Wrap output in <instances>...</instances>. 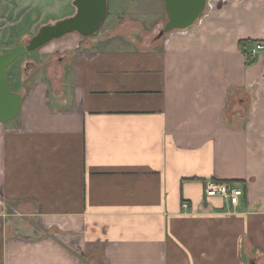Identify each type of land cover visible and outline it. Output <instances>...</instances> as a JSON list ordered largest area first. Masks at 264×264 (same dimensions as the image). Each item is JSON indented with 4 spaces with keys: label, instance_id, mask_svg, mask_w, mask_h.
Segmentation results:
<instances>
[{
    "label": "crops",
    "instance_id": "crops-1",
    "mask_svg": "<svg viewBox=\"0 0 264 264\" xmlns=\"http://www.w3.org/2000/svg\"><path fill=\"white\" fill-rule=\"evenodd\" d=\"M134 7L168 22L164 0ZM88 39L43 47L75 53V101L38 82L0 121V264H264V0H209L154 45Z\"/></svg>",
    "mask_w": 264,
    "mask_h": 264
},
{
    "label": "rangeland",
    "instance_id": "rangeland-1",
    "mask_svg": "<svg viewBox=\"0 0 264 264\" xmlns=\"http://www.w3.org/2000/svg\"><path fill=\"white\" fill-rule=\"evenodd\" d=\"M133 1L135 2L108 0L109 12L105 22L94 36L88 38L94 40L100 37H133V42L137 44L142 43L141 38H146L149 45H154L159 34V30L152 29L156 25V19L149 28L150 25L140 18L142 15L137 16L135 13ZM73 2L74 0H0V54L10 52L18 45L27 44L42 26L73 16L76 13ZM160 13L161 7L159 15ZM52 48L50 46L32 52L10 67L8 83L13 93L27 92L35 83L42 82L50 85L51 93L59 100L73 101L74 98L75 101L71 90L75 53L61 59L58 54H52Z\"/></svg>",
    "mask_w": 264,
    "mask_h": 264
},
{
    "label": "water",
    "instance_id": "water-1",
    "mask_svg": "<svg viewBox=\"0 0 264 264\" xmlns=\"http://www.w3.org/2000/svg\"><path fill=\"white\" fill-rule=\"evenodd\" d=\"M209 0H164L168 22L159 37L175 30L192 27L205 12ZM76 13L55 24L44 25L27 44L16 46L0 54V121L15 120L21 110L22 95L13 93L8 83V70L19 59L59 40L77 33L83 38L93 36L106 20L109 12L108 0H74Z\"/></svg>",
    "mask_w": 264,
    "mask_h": 264
},
{
    "label": "built area",
    "instance_id": "built-area-1",
    "mask_svg": "<svg viewBox=\"0 0 264 264\" xmlns=\"http://www.w3.org/2000/svg\"><path fill=\"white\" fill-rule=\"evenodd\" d=\"M209 2V1H208ZM264 51V44L260 41L255 43V48L252 50L251 55L253 57L258 52ZM244 196V189L241 186L234 185V184H225L219 183L217 181L210 180L206 183L205 186V197L208 200H213L216 198L227 200L228 203L236 208L241 198ZM188 204H183V209H188Z\"/></svg>",
    "mask_w": 264,
    "mask_h": 264
},
{
    "label": "trees",
    "instance_id": "trees-1",
    "mask_svg": "<svg viewBox=\"0 0 264 264\" xmlns=\"http://www.w3.org/2000/svg\"><path fill=\"white\" fill-rule=\"evenodd\" d=\"M219 183H223V182H219ZM227 183H229V184H234V183H238L237 181H226V183L225 184H227Z\"/></svg>",
    "mask_w": 264,
    "mask_h": 264
}]
</instances>
